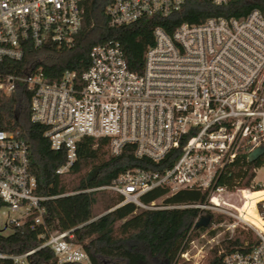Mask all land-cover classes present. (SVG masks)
<instances>
[{"label":"built area","instance_id":"1","mask_svg":"<svg viewBox=\"0 0 264 264\" xmlns=\"http://www.w3.org/2000/svg\"><path fill=\"white\" fill-rule=\"evenodd\" d=\"M188 1L110 0L103 13L110 26H121L165 19ZM209 1L222 5L227 0ZM81 3L0 0V91L9 95L19 84L28 91L30 120L46 127L44 135L53 149L66 150V162L56 172L69 169L84 136L107 138L113 155L131 145L136 158L154 163L179 150L169 167L128 168L102 188L122 197L116 206L133 203L142 208L148 206L141 197L158 187L169 194L201 189L206 192L203 203L171 207L225 214L233 220L227 225L231 231L250 227L255 243L221 250L222 264H264V229L246 217L252 209L264 220V194L257 200L247 196L255 185L264 188V181L256 179L264 164V14L254 8L240 16L184 21L171 30L156 25L139 70L128 67L115 39L93 45L81 73L65 69L49 80L42 68H9L29 50L71 47L81 29ZM255 150L260 153L250 160ZM237 161L251 164L249 188L218 183ZM36 188L26 141L18 131L0 129L1 228L25 222L44 226L45 202L52 196L38 194ZM71 236L72 230L42 233L39 247H49L59 263L90 264ZM33 251L11 256L0 252V259L9 257L18 264ZM187 254L186 249L179 255Z\"/></svg>","mask_w":264,"mask_h":264},{"label":"trees","instance_id":"2","mask_svg":"<svg viewBox=\"0 0 264 264\" xmlns=\"http://www.w3.org/2000/svg\"><path fill=\"white\" fill-rule=\"evenodd\" d=\"M110 0H82L81 29L69 48L29 50L22 61L14 66L19 72L42 68L49 80L57 79L65 70L83 72L88 65L90 48L107 39L120 42L127 65L139 70L146 48L152 44V29L161 25L167 30L181 22H201L210 16H240L254 8L264 14V0H227L215 5L209 0H190L180 11L169 17L141 19L139 21L110 26L103 13ZM8 64L10 61H4ZM0 129L18 131L28 145L29 170L37 181L36 193L52 196L45 202L44 226H31L29 222L13 227L8 234L0 233V252L20 255L34 250L26 257L27 264H80L59 263L47 246L39 247L42 233L72 230L70 241L81 244L90 264H179L180 252L212 223H220L228 217L221 213L195 207H171L180 204H200L206 192L198 188L181 189L169 194L165 187L145 193L141 201L148 207L121 202L117 193L102 188L109 185L128 168L142 167L162 169L174 162L177 153H170L160 163L146 158H136L133 147L126 145L118 155L109 151L105 137L84 136L76 146V157L64 173L56 170L66 162V150L53 149L44 135L46 127L30 120L29 93L19 84L9 95L0 91ZM251 164L237 161L228 167L219 179L227 188H249L253 173ZM254 198L264 194L255 186ZM111 191V192H110ZM113 192V193H112ZM164 197L160 204H152ZM201 213L209 214L207 226L196 224ZM247 240L255 243V235L240 230L232 237L224 238L210 251L207 264H222L221 250L240 248ZM0 264H14L9 257Z\"/></svg>","mask_w":264,"mask_h":264},{"label":"rangeland","instance_id":"3","mask_svg":"<svg viewBox=\"0 0 264 264\" xmlns=\"http://www.w3.org/2000/svg\"><path fill=\"white\" fill-rule=\"evenodd\" d=\"M256 179L259 181H264V164L258 169L256 173ZM257 186V185H255ZM254 186V187H255ZM254 187L250 188L251 191H254ZM259 187V186H258ZM262 190L263 187H259ZM107 190V189H105ZM109 191V190H107ZM111 192V191H110ZM113 193V192H112ZM248 198H253L252 193L250 192L248 195ZM164 197H160L156 201H154L152 204H160L162 202ZM232 201V200H230ZM225 215V214H224ZM247 215L250 219L254 220L257 217L256 212L254 210L249 209L247 211ZM227 216V215H226ZM228 217V216H227ZM201 221L199 224H202L203 226H207L209 222V214L207 213H201L199 216V220ZM233 220L228 217V219H224L220 223H212L206 229L200 233V235L195 238L192 242L189 243L187 247V258H181L179 260V264H207L210 251L216 247L219 246V243L226 237L230 238L235 233L239 232L240 230L244 232H251L253 235H255L254 231L250 227H241L236 226V228L231 231V229H227V225L231 223ZM257 225L259 227H262L264 229V221L258 222ZM3 227V217L0 215V229H2L0 232L2 234H8L11 232V228H1ZM256 238V235H255ZM247 241V240H246ZM18 264H27L26 259H24L22 262Z\"/></svg>","mask_w":264,"mask_h":264},{"label":"bare ground","instance_id":"4","mask_svg":"<svg viewBox=\"0 0 264 264\" xmlns=\"http://www.w3.org/2000/svg\"><path fill=\"white\" fill-rule=\"evenodd\" d=\"M263 190V189H262ZM261 190V191H262ZM260 191V190H259ZM251 193H252V191H251ZM252 195H253V193H252ZM253 197H254V195H253ZM254 200H256L255 198H254ZM246 217L248 218V219H250L249 217H248V215H246ZM251 220V222H253L254 224H256L257 225V223L258 222H263L264 220L263 219H261L258 215H257V217L254 219V220H252V219H250Z\"/></svg>","mask_w":264,"mask_h":264},{"label":"water","instance_id":"5","mask_svg":"<svg viewBox=\"0 0 264 264\" xmlns=\"http://www.w3.org/2000/svg\"><path fill=\"white\" fill-rule=\"evenodd\" d=\"M260 152H259V150H255L252 154H251V156H250V160H254V159H256V157H257V155L259 154ZM201 221H197L196 222V224H199Z\"/></svg>","mask_w":264,"mask_h":264}]
</instances>
